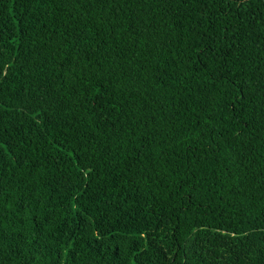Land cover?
I'll list each match as a JSON object with an SVG mask.
<instances>
[{
    "label": "trees",
    "instance_id": "trees-1",
    "mask_svg": "<svg viewBox=\"0 0 264 264\" xmlns=\"http://www.w3.org/2000/svg\"><path fill=\"white\" fill-rule=\"evenodd\" d=\"M0 264H264V0H0Z\"/></svg>",
    "mask_w": 264,
    "mask_h": 264
}]
</instances>
